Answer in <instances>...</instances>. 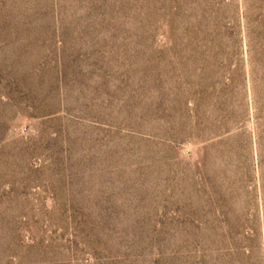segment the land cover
<instances>
[{"label":"rangeland","instance_id":"374dc122","mask_svg":"<svg viewBox=\"0 0 264 264\" xmlns=\"http://www.w3.org/2000/svg\"><path fill=\"white\" fill-rule=\"evenodd\" d=\"M0 264H264V0H0Z\"/></svg>","mask_w":264,"mask_h":264}]
</instances>
